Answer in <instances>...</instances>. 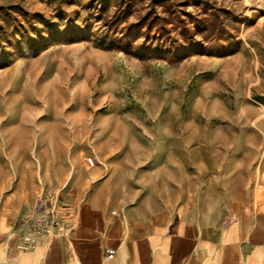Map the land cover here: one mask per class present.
I'll return each mask as SVG.
<instances>
[{"label":"rangeland","instance_id":"1","mask_svg":"<svg viewBox=\"0 0 264 264\" xmlns=\"http://www.w3.org/2000/svg\"><path fill=\"white\" fill-rule=\"evenodd\" d=\"M169 171L264 206V0H0V208Z\"/></svg>","mask_w":264,"mask_h":264},{"label":"crops","instance_id":"2","mask_svg":"<svg viewBox=\"0 0 264 264\" xmlns=\"http://www.w3.org/2000/svg\"><path fill=\"white\" fill-rule=\"evenodd\" d=\"M167 173L122 198L116 182L96 183L29 249L16 219L35 214L0 208V264H264V206L243 182Z\"/></svg>","mask_w":264,"mask_h":264},{"label":"built area","instance_id":"3","mask_svg":"<svg viewBox=\"0 0 264 264\" xmlns=\"http://www.w3.org/2000/svg\"><path fill=\"white\" fill-rule=\"evenodd\" d=\"M88 166H94L92 157L86 158ZM30 210L35 217L20 215L16 219L18 228L23 231L18 244L19 249L32 248L41 234H52L61 226L63 220L69 215V206L59 200L58 193L52 191L42 192L30 205ZM113 253V249L106 250Z\"/></svg>","mask_w":264,"mask_h":264}]
</instances>
